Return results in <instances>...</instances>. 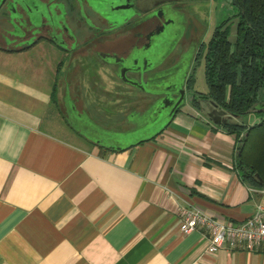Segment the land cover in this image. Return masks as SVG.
Returning <instances> with one entry per match:
<instances>
[{"label": "crops", "instance_id": "crops-1", "mask_svg": "<svg viewBox=\"0 0 264 264\" xmlns=\"http://www.w3.org/2000/svg\"><path fill=\"white\" fill-rule=\"evenodd\" d=\"M52 47L0 46V264H264L261 247L212 253L201 228L179 231V206L239 221L260 198L237 176L233 133L206 114L208 100L190 88L161 130L97 144L58 102L93 118L109 89L95 78L73 91Z\"/></svg>", "mask_w": 264, "mask_h": 264}, {"label": "flooded vegetation", "instance_id": "flooded-vegetation-1", "mask_svg": "<svg viewBox=\"0 0 264 264\" xmlns=\"http://www.w3.org/2000/svg\"><path fill=\"white\" fill-rule=\"evenodd\" d=\"M176 3L175 0H122L117 4L113 0H2L0 46L19 48L39 41L50 42L57 53L59 72L72 71L74 79L65 80V84H72L77 92L81 85L77 75L86 65L82 58L96 56L99 67L118 79L114 85L129 86L156 99L166 96L165 89L171 88L167 80L169 72L184 62L183 53L174 57L185 27L179 25L182 12ZM121 4L127 10L122 17H116L112 10L123 8L116 7ZM167 40V49L160 52L153 64L146 54H153V46L159 50ZM137 57L141 58L140 63L135 60ZM167 58L172 61H166ZM187 78L185 73L182 84L185 90L189 89L185 85ZM148 88L160 92L153 94ZM68 122L75 131L88 126L79 118ZM91 140L102 144L96 137Z\"/></svg>", "mask_w": 264, "mask_h": 264}, {"label": "trees", "instance_id": "trees-1", "mask_svg": "<svg viewBox=\"0 0 264 264\" xmlns=\"http://www.w3.org/2000/svg\"><path fill=\"white\" fill-rule=\"evenodd\" d=\"M229 3L235 8L232 38L228 17L211 29L202 54L206 90H192L191 98L195 100V94L212 100L237 118L227 116L220 122L235 139L233 167L250 186H264V0ZM192 80L190 74L185 82L189 89ZM249 112L258 118L242 121Z\"/></svg>", "mask_w": 264, "mask_h": 264}, {"label": "rangeland", "instance_id": "rangeland-1", "mask_svg": "<svg viewBox=\"0 0 264 264\" xmlns=\"http://www.w3.org/2000/svg\"><path fill=\"white\" fill-rule=\"evenodd\" d=\"M121 1L113 0V4H117ZM175 1L177 2L176 6H178L182 12L183 23L180 20L181 23L179 22V25H185L183 34L181 35L179 43L177 44V46H179L177 52L178 54H174V57L178 56L179 53L184 54V62H182V66L178 67L177 69L179 71L183 70L185 73H187V77L190 74L192 75L193 80L190 84L192 88L204 91L206 90V85L203 82L204 78L202 72V54L205 48L204 44L210 36L211 29L226 17L229 18L228 23L230 24L229 38H232V28L235 21V17L232 16V14L235 13V8L229 3L230 0ZM126 10L127 9L125 8H114L112 10V14L116 15V17H122ZM175 28L176 26L174 29ZM168 41L169 40L163 44L164 49H167ZM187 44L189 45L187 46ZM168 59L170 58H167L166 61H168ZM82 60L86 62V65H83L82 69L84 70L87 68V72L83 71L84 74L81 72L82 77L77 75L79 82L78 84H81L80 86H82L84 82L86 84L91 83L93 79L97 78L100 83V85L97 87V90H101V86H104L109 90L103 92V96L100 97L98 101L99 104L96 105V109L94 106H90L88 108V112L91 116H93V118L87 117V114L82 110L79 112L77 109L70 110L69 108H66L64 111V108L60 102H58V109L61 111V116L63 118L67 119V121L71 120L72 122L78 120V118H87L88 121L93 122L94 125L89 127L82 126L79 129L80 132H82L83 135L87 136L88 138H101L102 142L104 141L107 144H118L119 141L129 142L140 137L143 138L148 136L154 131L156 132L160 126V122H156L155 124L150 122L149 120L151 115L147 110H145L147 105L150 103V100L154 99L153 96H150L145 92L140 93L138 90L130 88L129 86L126 87L125 85H114L116 82H118V79L115 76L109 75V73L103 68H101L103 70L101 71L102 77L100 78L97 75L95 76L92 70L99 65L96 56H89L86 59L82 58ZM171 61L172 60L170 59L169 62ZM72 78L74 79V77ZM187 91L188 90L186 89L183 99H185L186 95L188 94ZM81 97L84 101H88L89 96H87V93H83ZM86 103L88 104V102ZM75 114L79 115L80 117H76ZM246 114L242 115L241 120L249 123L251 121L250 119H252V116H255V114L253 115L252 112ZM104 130L105 132L115 133V135L125 133V138H123V140H115V138L109 137L105 141L104 138L106 137H104V134L101 133V131ZM71 133L72 132L69 131V134ZM70 136L72 137L73 135Z\"/></svg>", "mask_w": 264, "mask_h": 264}, {"label": "built area", "instance_id": "built-area-1", "mask_svg": "<svg viewBox=\"0 0 264 264\" xmlns=\"http://www.w3.org/2000/svg\"><path fill=\"white\" fill-rule=\"evenodd\" d=\"M251 192L260 193L255 200L252 212L239 221L222 220L198 211L189 206H179L177 220L180 232H187L193 228L202 229L206 236V248L212 253L219 249L261 247L264 251V186L249 185Z\"/></svg>", "mask_w": 264, "mask_h": 264}, {"label": "water", "instance_id": "water-1", "mask_svg": "<svg viewBox=\"0 0 264 264\" xmlns=\"http://www.w3.org/2000/svg\"><path fill=\"white\" fill-rule=\"evenodd\" d=\"M1 1L2 0H0V2ZM124 6L125 5L121 4V5H118L116 7H123L124 8ZM161 47L162 48H159V50H157V48L153 46V49H152V53L153 54H149V53L146 54L147 57H149L150 61H152L153 64L156 63V60L159 59L158 56L160 55V52H162V50L164 49L163 45ZM135 60L140 63L141 58L137 57V58H135ZM167 80H168V84L171 85V88L165 89L166 96H163V97H160V98L158 97L156 99H152L151 100L152 103L150 102L147 105V107L145 108V110H147L149 112V114L151 115V118L149 120L150 122H152L154 124L156 122H160V126L156 130V132L161 130L166 123H169L171 118L174 116L175 111L177 109H179L180 106L185 101V99H183L185 88H184V86H182L183 82L185 81V73H184V71L183 70L179 71L177 68L171 70L169 72ZM148 90H152L153 94L157 93V92H160V90L156 89V88H152V89L148 88ZM208 103L211 105V107H209L208 109L206 107L205 112H206V114L208 116H210V118H212L214 120V122H222L223 120H225V118L227 116H229V117L233 116V115H230V114L226 113L223 109L221 110L220 107L215 102H213L212 100H208ZM64 104L70 110L74 109L73 105L70 103L69 100H66L64 102ZM259 106H260V104L255 106V107H259ZM75 116L76 117H80L77 114H75ZM222 116H224V117H222ZM79 119H81L82 122L88 123V127L94 125V123L91 122V121H88L87 118H85V119L84 118H79ZM156 132L154 131L153 133H156ZM101 133L104 134V137H106V138H104L105 141L109 137L115 138V140L116 139L123 140V138H125V133H121V134H116L115 135V133L105 132V130L101 131ZM153 133H151V134H153ZM90 138L91 137H89V139ZM143 138L140 137V138L131 140L129 142L128 141H124V142L123 141H119L118 144H107L104 141L102 142L101 138H97L98 139L97 142L102 143V145L105 144V145H109V146H114L115 148H119L122 145H128V144L130 145L131 143H135V142H137V141H139V140H141Z\"/></svg>", "mask_w": 264, "mask_h": 264}]
</instances>
